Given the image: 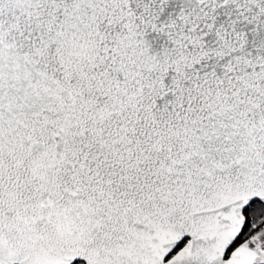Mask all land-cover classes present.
I'll use <instances>...</instances> for the list:
<instances>
[{
	"label": "snow or ice",
	"instance_id": "1",
	"mask_svg": "<svg viewBox=\"0 0 264 264\" xmlns=\"http://www.w3.org/2000/svg\"><path fill=\"white\" fill-rule=\"evenodd\" d=\"M0 264H264V0H0Z\"/></svg>",
	"mask_w": 264,
	"mask_h": 264
}]
</instances>
